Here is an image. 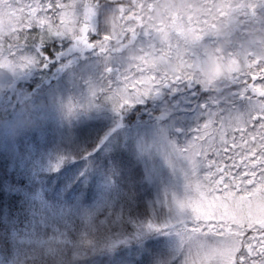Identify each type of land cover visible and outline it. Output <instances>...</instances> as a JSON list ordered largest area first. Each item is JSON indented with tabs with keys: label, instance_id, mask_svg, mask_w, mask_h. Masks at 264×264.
Wrapping results in <instances>:
<instances>
[{
	"label": "rangeland",
	"instance_id": "obj_1",
	"mask_svg": "<svg viewBox=\"0 0 264 264\" xmlns=\"http://www.w3.org/2000/svg\"><path fill=\"white\" fill-rule=\"evenodd\" d=\"M113 2L105 5L97 0L89 7L70 10L72 17L67 22L71 30L67 25L62 29L75 37L59 55L54 86L35 87L38 91L27 92L26 102L18 108L8 106L21 99L23 85H19L17 97L12 94L13 99L1 101L6 112L0 120V154L8 156L4 165L9 168L11 186L20 187L22 195L15 199L18 201L12 200L10 213L0 212V235L6 239L3 245L7 251L0 264H33L32 255L41 253L55 257L52 264H63L54 244L40 243L43 237H31V245L23 240L45 228L79 235L87 225L83 209L95 210L96 221H104V228L112 229L111 233L121 232L122 224L130 229L133 224L148 225L163 233V240L151 245L153 256L140 259L133 251L122 260H114L115 264H236V257L246 264H258V255L264 264V219L255 216L261 209L260 191L254 197L249 192L237 196L242 187L240 183L232 187L230 182L227 200L222 194L225 185L219 184H225L222 176L232 178L234 168L249 167L250 162H243L249 156V145L243 142L242 133L250 126L247 120L251 114L264 115V90L249 101V110L221 103L220 112L214 114L215 107L207 102H218L217 91L213 95L198 86L193 87L197 91L190 90L185 84L187 90L180 96L179 90L172 88L182 87L181 82L169 83L182 74L175 70L177 57L159 52L152 59L159 73L148 70L134 75L124 54L122 59L119 56L120 63L126 65L124 72L114 74L108 66L118 56V43L125 39L124 45L133 44L136 31L142 28V12L151 1ZM154 5L158 10L153 17L158 19L177 9L176 5L170 8L168 0ZM91 28L98 31L97 36ZM207 60L209 78L217 76L222 66L232 65L212 56ZM31 76L17 75L14 82H25ZM9 80L0 72V87ZM194 80L191 83L196 85L199 78ZM256 84L262 85V78ZM100 89L102 96L97 94ZM114 92L121 94L120 99L115 100ZM122 106L130 108L123 114L133 120L130 127L123 126L117 117ZM194 106L200 109L199 115ZM85 110L89 117L102 119L98 123L80 122L79 115ZM29 127V137H36L26 136ZM43 133L48 137L42 138ZM62 153L71 156L72 163L58 164L55 156ZM54 165L64 169L52 178L44 176L56 170ZM0 173L4 175V171ZM19 176L23 183H18ZM87 191L89 200L78 204ZM243 215L249 217L247 224ZM256 221L258 229L252 234L258 238L253 235L251 239L246 232ZM11 230L14 235L10 237ZM91 259L88 251L78 250L67 264L111 262L107 257L96 263Z\"/></svg>",
	"mask_w": 264,
	"mask_h": 264
},
{
	"label": "trees",
	"instance_id": "obj_2",
	"mask_svg": "<svg viewBox=\"0 0 264 264\" xmlns=\"http://www.w3.org/2000/svg\"><path fill=\"white\" fill-rule=\"evenodd\" d=\"M103 1L105 5L109 4L108 2L114 3L113 0ZM149 1L151 3L142 12L144 18L141 22L142 28L136 31L133 44L124 45L126 40L123 39V43H118L120 45L119 52H116L118 56L113 61V65L104 64V67L108 66L109 69H113L114 74L118 71L124 72L122 67L126 65L120 63L119 56L122 59L125 54L132 74L136 75L141 71L148 70H154V74H157L160 72V68L155 66L156 62H153L152 59L158 56L157 53L162 52L168 58L177 57L178 63L175 70L181 71L182 74H178L175 81L173 78L169 80L170 84L182 83L180 88L176 85L172 87L176 88V91L179 90L177 95L183 96L182 92L187 90L183 87L185 84L190 85V90H196L193 87L198 86L202 91L206 89L209 93L215 91L219 93V99H215V101L218 100L216 104L207 102L210 106L215 107L212 109L215 110L214 114L220 112L221 103L231 109L249 110V101L253 100V97L261 96L257 91L264 90V78H262V85L256 84L258 80L253 79V73L257 72L259 68H263L264 65V0H168L169 7L176 5L177 9H172L163 19L153 17L158 10L154 3L160 0ZM96 2L97 0H0V72L10 78L7 84L4 82L0 87V120L5 117L6 112L5 105L1 101L6 97L9 99L17 97L19 85H23L24 89L21 99L17 100L16 105H9L8 108L21 106L26 102L27 96L38 91L35 90V87H52L57 83L56 68L60 54L67 49L75 37L71 35L70 31L62 29L66 25L70 27L67 22L72 17L70 10H78L83 6L89 7ZM94 10L96 12V9ZM85 17H87L86 14ZM91 30L92 35L97 36L96 32L98 31L95 32L94 28ZM124 31L130 32L129 29ZM175 52L177 56H174ZM94 53L99 54L100 58L104 60V57H101V53L96 49ZM209 56L232 65L226 68L222 66L217 76L209 78V74H207L209 66H206ZM102 60L100 65H102ZM14 74H31L32 76L25 82L15 83L14 79L17 75ZM194 76L199 78L196 85L192 84L196 79H191ZM35 80L38 81L36 84ZM238 89L241 91L233 94ZM27 92L29 95L24 96ZM12 94H14L13 97ZM97 94L102 96L103 90L100 89ZM113 96L116 100L120 99L121 94L114 92ZM262 102L264 99L261 100ZM200 103L204 104L205 102ZM193 109H196L195 113L199 115L200 109L195 106ZM87 110L83 111V115H79L80 122L84 120L85 122L98 123L102 119L101 116L100 118L89 117L90 112ZM129 111V107L122 106V110L119 109L118 112L117 117L125 127H130L133 122L123 116ZM256 116L259 115L251 114L247 120L250 126L245 128V132L242 133L243 142H247L249 145L247 148L249 156H246L243 162H250L249 167L236 169L232 166L235 169V172L232 171V178L222 176L221 181L225 184L221 182L219 184L225 185L222 194L227 200H230L227 194L230 182L232 187H235L236 183H240L242 189L239 190L237 196L243 197V193L249 192L254 197L257 191H260L258 197H260L261 209L255 216L258 215L260 219H264V121L256 123ZM217 122L218 119L215 120V123ZM30 132L31 128L29 127L26 131L27 137L30 136ZM36 135L34 134L32 137H36ZM80 135L76 136L80 137ZM46 137H48L47 134L43 133L42 138ZM75 138L77 137L74 136ZM132 142L136 144V139L133 138ZM111 152L113 151L111 150ZM90 157L88 156L86 160ZM55 158L58 164L72 163L71 156H65L63 153L56 155ZM7 159V155L0 154V172L4 171V175L0 173V212L10 213L12 200L13 202L18 201L15 199L20 198L22 191L18 186H11L9 168L4 165ZM12 163L15 162L12 161ZM54 167L56 169L54 172L47 171L44 176L52 178L64 169L59 165H54ZM87 175H91V173H87ZM5 178L8 180L7 182L4 181ZM18 178V183L24 179L21 176ZM88 178L91 177L88 176ZM87 196L88 191L86 195H82L78 199L77 203L88 201ZM241 205L239 203V206ZM15 206H17L16 203ZM258 217L256 216V219ZM248 221L249 217L243 215V223L247 224ZM258 223L257 221L251 223L252 228L246 232V234L252 235L251 239L258 238L252 234L258 229ZM122 225L121 232L111 233L112 229L108 231L114 243L105 244L102 233L100 236L95 233L98 243L92 247L84 245L83 251L86 253L88 251L89 257L94 263L106 257L108 262L118 260V258L122 260L124 255L133 251L138 254L140 259L147 258L149 255L153 256L151 254L152 243L163 240V233L148 225L133 224L131 229ZM12 235H14L13 230L9 232V236ZM3 238L4 235H0V262L7 256L3 245L6 239ZM244 251L247 256H251V252ZM117 253H121V255L118 257ZM173 258L174 255L171 260ZM261 258L258 255L255 263L260 264ZM236 259V264H246L241 258L236 257ZM111 262L109 264H112ZM248 262L252 263L250 260H247Z\"/></svg>",
	"mask_w": 264,
	"mask_h": 264
},
{
	"label": "snow or ice",
	"instance_id": "obj_3",
	"mask_svg": "<svg viewBox=\"0 0 264 264\" xmlns=\"http://www.w3.org/2000/svg\"><path fill=\"white\" fill-rule=\"evenodd\" d=\"M261 78H264V68H259L257 72L253 73V79L260 80ZM255 120L256 123H260L261 121H264V115L256 116ZM230 147L231 146H229V150ZM82 214L85 220L87 221V225L85 230L79 233V235L73 234L71 232L65 234L60 232L59 229L50 230L48 228H45L43 230H38L35 234L26 237L23 240V243H25V240L27 239L28 243L31 245L32 244L31 237L33 236L43 237V239L40 240V243L54 244L56 248L59 250V255L62 257L63 264H67V261L70 258H75L78 250L83 251L85 249L84 248L85 244H87L88 247H92L96 243H98L95 233H102L103 242L105 244L114 243V240L109 236L108 230L104 228V221H99V222L96 221L95 210L83 209ZM61 244L64 245L63 249L60 248ZM32 247L34 248V245H32ZM120 255L121 253H117L118 257ZM32 257H33V264H52V260L55 259V257L50 258L44 255L43 253L39 255L34 254L32 255Z\"/></svg>",
	"mask_w": 264,
	"mask_h": 264
}]
</instances>
